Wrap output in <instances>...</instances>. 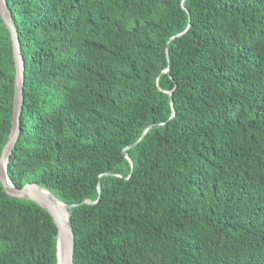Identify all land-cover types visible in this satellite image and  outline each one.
<instances>
[{
  "label": "trees",
  "instance_id": "16d2710c",
  "mask_svg": "<svg viewBox=\"0 0 264 264\" xmlns=\"http://www.w3.org/2000/svg\"><path fill=\"white\" fill-rule=\"evenodd\" d=\"M5 3L7 175L78 204L73 264H264V0ZM14 77L0 16V155ZM56 234L0 183V264H56Z\"/></svg>",
  "mask_w": 264,
  "mask_h": 264
},
{
  "label": "water",
  "instance_id": "95a60500",
  "mask_svg": "<svg viewBox=\"0 0 264 264\" xmlns=\"http://www.w3.org/2000/svg\"><path fill=\"white\" fill-rule=\"evenodd\" d=\"M0 16L10 34L14 65H15L13 113L11 120V129L0 155V183L2 184L4 193L7 194L8 196L13 198H23L30 200L36 203L39 207L44 209L50 215L57 229L56 264H73L74 235L71 228L70 212L71 209L76 207L78 204L68 205L63 203L52 192H50L49 190L40 186L37 183H27L23 187L18 188L10 181L7 175V162L19 135V120L22 111L23 99H24V95H23L24 62L20 51L18 35L13 24L11 13L9 12L6 6L5 0H0ZM187 29L188 27L183 33L174 36L171 39L183 35L187 31ZM169 96H170V105L172 107L173 102H172L171 92H169ZM173 115L174 114L172 112L171 117ZM146 131L147 129L143 132L142 136L146 133ZM142 136L140 137L139 140H141ZM134 145L125 147L122 150L125 158L129 161L131 168L133 164L131 159L126 154V150H128L130 147ZM83 203L90 205V204H95L96 202L91 203L89 201H84ZM59 208L64 209L65 212L67 213L68 215L67 223H65L60 217L58 211Z\"/></svg>",
  "mask_w": 264,
  "mask_h": 264
},
{
  "label": "bare ground",
  "instance_id": "6f19581e",
  "mask_svg": "<svg viewBox=\"0 0 264 264\" xmlns=\"http://www.w3.org/2000/svg\"><path fill=\"white\" fill-rule=\"evenodd\" d=\"M58 211H59V214H60V217L62 218V220H63L65 223H67V221H68V215H67V213L65 212V210L62 209V208H59Z\"/></svg>",
  "mask_w": 264,
  "mask_h": 264
}]
</instances>
